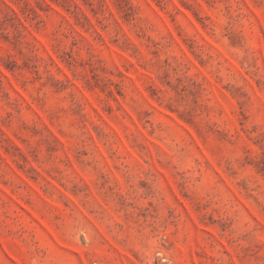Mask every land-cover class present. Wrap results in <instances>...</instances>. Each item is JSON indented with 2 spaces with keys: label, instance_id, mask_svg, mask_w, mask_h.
Here are the masks:
<instances>
[{
  "label": "rangeland",
  "instance_id": "374dc122",
  "mask_svg": "<svg viewBox=\"0 0 264 264\" xmlns=\"http://www.w3.org/2000/svg\"><path fill=\"white\" fill-rule=\"evenodd\" d=\"M0 264H264V0H0Z\"/></svg>",
  "mask_w": 264,
  "mask_h": 264
}]
</instances>
